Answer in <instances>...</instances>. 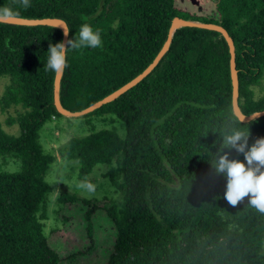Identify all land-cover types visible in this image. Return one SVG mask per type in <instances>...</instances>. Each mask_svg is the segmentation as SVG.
I'll list each match as a JSON object with an SVG mask.
<instances>
[{
	"label": "trees",
	"instance_id": "obj_1",
	"mask_svg": "<svg viewBox=\"0 0 264 264\" xmlns=\"http://www.w3.org/2000/svg\"><path fill=\"white\" fill-rule=\"evenodd\" d=\"M214 13L200 16L179 0H0L13 16L61 18L69 39L88 23L102 46L71 51L61 84V102L81 111L141 74L156 58L173 19L224 27L235 43L239 105L244 115L264 111V0H213ZM61 30L0 23V79L12 83L0 101L3 111L21 106L20 137L0 127V159L13 155L20 171L0 169V264H61L44 234L47 176L55 156L41 131L61 116L54 103L56 74L44 68L50 43ZM230 51L213 31L181 28L151 74L116 101L85 118L116 117L126 135L102 129L70 139L60 156L78 164L82 179L98 167L120 202L104 205L116 229L107 264H264V213L248 197L235 206L224 199L226 178L212 162L222 146L221 129L234 114ZM248 144L264 137V117L247 124ZM230 159L242 153L224 149ZM75 204V196H61ZM85 204L91 205L85 200ZM85 214L92 240V215ZM76 259V256L70 260Z\"/></svg>",
	"mask_w": 264,
	"mask_h": 264
},
{
	"label": "rangeland",
	"instance_id": "obj_2",
	"mask_svg": "<svg viewBox=\"0 0 264 264\" xmlns=\"http://www.w3.org/2000/svg\"><path fill=\"white\" fill-rule=\"evenodd\" d=\"M179 6L205 16L214 13L216 4L213 0H179ZM11 83V77L0 79V101ZM24 113L26 110L21 106L3 111L0 105L1 130L8 136L20 137L18 123L10 124L9 121L17 120ZM102 129H115L122 139L126 135L121 122L113 116L55 119L47 123L40 134L44 149L56 158L47 176L52 191L46 202L48 219L44 221V234L60 255L61 264H107L114 250L116 229L103 208L113 202L119 203L121 199L106 178L109 168L98 167L91 176L82 179L78 175V164L63 159L59 152L70 139ZM20 168L21 161L13 155L0 159V169L4 172L15 173ZM61 196H75L78 201L75 204L61 203ZM85 200L91 205L85 204ZM93 206L96 210L92 215L91 240L85 214ZM73 256L76 259L70 260Z\"/></svg>",
	"mask_w": 264,
	"mask_h": 264
},
{
	"label": "clouds",
	"instance_id": "obj_3",
	"mask_svg": "<svg viewBox=\"0 0 264 264\" xmlns=\"http://www.w3.org/2000/svg\"><path fill=\"white\" fill-rule=\"evenodd\" d=\"M23 8L29 7L28 0H22ZM15 14L13 9L0 6V19L10 18ZM68 30H64L67 36ZM102 46L100 31L94 30L88 23L81 24L74 37L56 43H50L46 51L44 68L54 74H60L68 66L67 57L71 51ZM254 113L250 117H255ZM245 119V118H244ZM242 121L234 114L227 127L221 129L222 146L216 153L212 167L216 174L226 178L224 199L231 206L237 205L248 197L250 205L264 213V137L248 144L249 128L241 127ZM224 149H234L243 154V161L230 159Z\"/></svg>",
	"mask_w": 264,
	"mask_h": 264
},
{
	"label": "water",
	"instance_id": "obj_4",
	"mask_svg": "<svg viewBox=\"0 0 264 264\" xmlns=\"http://www.w3.org/2000/svg\"><path fill=\"white\" fill-rule=\"evenodd\" d=\"M0 23L14 25V26H25V27L46 26V27L57 28L61 30L63 33V41L69 40V32L67 36L64 33V30L69 31V27L66 21L61 18L29 19V18L11 16L10 18H7V19H0ZM185 27L198 28L202 30L217 32L224 37V39L226 40L229 46V51L231 55L230 68H231V78H232V87H233V95H232L233 113L236 117L239 118L240 121H242L243 124H247L254 120L263 118L264 111L257 112L259 113V115L255 117H250L251 115L250 116L244 115L240 108V105H239V96H240L239 77H238V71L236 67V48H235L234 40L232 39L228 31L224 27L217 25V24L186 20L180 17L173 19L171 27L169 29V33H168V40L165 42L164 46L162 47L161 51L158 53L154 61L141 74H139L133 80H131L130 82L122 86L117 91L113 92L112 94L106 96L102 100L96 102L95 104L81 111L73 112L63 106L61 102V84H62V79L64 76V71L60 74H56L55 81H54V103H55V107L58 113L61 116L67 117V118H80V117H84L86 115L93 113L94 111L102 108L103 106L109 103L116 101L126 92H128L129 90L137 86L139 83H141L145 78L149 76V74L153 72L156 66L160 63V61L168 53L172 39L176 31H178L181 28H185Z\"/></svg>",
	"mask_w": 264,
	"mask_h": 264
}]
</instances>
